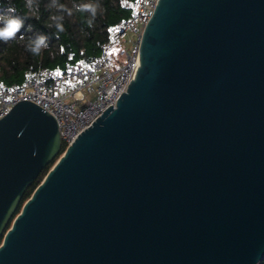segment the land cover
<instances>
[{
  "label": "water",
  "instance_id": "obj_1",
  "mask_svg": "<svg viewBox=\"0 0 264 264\" xmlns=\"http://www.w3.org/2000/svg\"><path fill=\"white\" fill-rule=\"evenodd\" d=\"M137 64L66 150L30 101L0 120V264L264 260V0H158Z\"/></svg>",
  "mask_w": 264,
  "mask_h": 264
},
{
  "label": "built area",
  "instance_id": "obj_2",
  "mask_svg": "<svg viewBox=\"0 0 264 264\" xmlns=\"http://www.w3.org/2000/svg\"><path fill=\"white\" fill-rule=\"evenodd\" d=\"M158 0H135L132 15L115 41L129 42L131 53L122 52L121 60L110 57V47L97 56L91 65L71 62L62 70L40 68L22 85L0 86V120L22 101H30L49 112L59 125L63 150L70 147L105 111L125 93L138 68L140 44ZM74 57V54H70Z\"/></svg>",
  "mask_w": 264,
  "mask_h": 264
},
{
  "label": "trees",
  "instance_id": "obj_3",
  "mask_svg": "<svg viewBox=\"0 0 264 264\" xmlns=\"http://www.w3.org/2000/svg\"><path fill=\"white\" fill-rule=\"evenodd\" d=\"M135 0H99L104 12L98 15L94 28L88 29L84 21L87 13H74L72 16L65 14V32L57 40L54 36V29L46 27L49 11L46 5L49 0H40L39 20L31 18L25 20L24 27L18 33L17 39L8 43L0 42V86L8 88L20 86L29 79L40 68L62 70L68 63L81 62L87 66L91 65L94 59L106 48L110 47L117 32L132 15V3ZM73 0H60V3L71 8ZM77 3H89L90 0H76ZM17 8V14L23 16L26 12L25 0H12ZM8 0H0V7H6ZM32 26V32H28V26ZM81 28L89 33L81 35ZM35 33L49 36L50 47L43 49L39 56H33L26 50L27 36ZM25 35L24 40L19 35ZM73 53L74 57L70 54ZM47 167L34 185L28 190L26 198L30 197L34 189L39 185L43 177L49 171ZM264 264V260L260 263Z\"/></svg>",
  "mask_w": 264,
  "mask_h": 264
},
{
  "label": "clouds",
  "instance_id": "obj_4",
  "mask_svg": "<svg viewBox=\"0 0 264 264\" xmlns=\"http://www.w3.org/2000/svg\"><path fill=\"white\" fill-rule=\"evenodd\" d=\"M24 7L26 12L23 16L17 14V8L12 3V0H8L6 7H0V42L8 43L9 41L16 40L18 33L24 27L25 20L31 18L39 20L40 0H25ZM46 9L49 11L46 27L49 30H55L53 34L57 40L66 31L63 23L65 14L72 16L74 13H87V19L84 23H86L88 29H92L94 28L97 16L102 15L104 12V8L99 3V0H90L89 3H77L76 0H73L71 8L60 3V0H49ZM28 32H32L31 25L28 26ZM80 32L83 36L89 35L84 28H81ZM19 39L24 40L25 35H19ZM49 47V36L39 33L27 36L26 50L33 56H39L43 49Z\"/></svg>",
  "mask_w": 264,
  "mask_h": 264
},
{
  "label": "rangeland",
  "instance_id": "obj_5",
  "mask_svg": "<svg viewBox=\"0 0 264 264\" xmlns=\"http://www.w3.org/2000/svg\"><path fill=\"white\" fill-rule=\"evenodd\" d=\"M132 50H133V46H132L131 42H129V37L125 39V42L114 40L110 46V57L113 60V65L110 67V69L113 68V66L116 64V61L121 60L122 52L131 53ZM20 85H22V84H20Z\"/></svg>",
  "mask_w": 264,
  "mask_h": 264
}]
</instances>
